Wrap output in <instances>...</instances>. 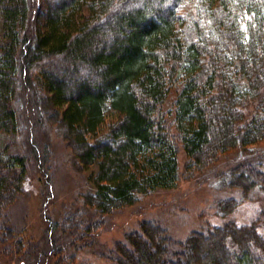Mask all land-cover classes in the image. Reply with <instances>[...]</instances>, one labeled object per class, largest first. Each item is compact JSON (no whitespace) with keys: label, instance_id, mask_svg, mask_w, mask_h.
I'll return each mask as SVG.
<instances>
[{"label":"trees","instance_id":"trees-1","mask_svg":"<svg viewBox=\"0 0 264 264\" xmlns=\"http://www.w3.org/2000/svg\"><path fill=\"white\" fill-rule=\"evenodd\" d=\"M19 95L89 172L94 193L84 207L109 216L177 188L180 151L187 179L229 152L264 144V0H0L6 237L5 211L27 173L17 147ZM250 162L236 163L226 178L244 197L264 192V168ZM237 207L227 199L221 213ZM263 228L264 209L246 225L228 221L168 251L174 245L164 230L142 222L113 263L264 264Z\"/></svg>","mask_w":264,"mask_h":264},{"label":"rangeland","instance_id":"rangeland-1","mask_svg":"<svg viewBox=\"0 0 264 264\" xmlns=\"http://www.w3.org/2000/svg\"><path fill=\"white\" fill-rule=\"evenodd\" d=\"M25 105L24 96L19 95L15 103L17 147L27 156V173L22 194L5 211L6 225H2L11 232L7 231V237L0 233L1 264H115L114 250L139 230L142 222L163 229L174 245L168 251H176L192 233L207 232L228 221L246 225L264 209V192L254 189L244 197L229 187L226 179L229 169L242 160L264 168V144H259L249 154L229 152L187 179L182 178L186 157L180 151L182 177L177 188L156 190L140 197L132 207L101 217L83 204V197L94 193L89 172L79 169L57 130L43 123L38 111L28 113ZM112 115L109 112L107 117ZM227 199L236 200L238 207L223 216L222 202ZM261 230L264 234V228ZM17 244L22 248L20 255Z\"/></svg>","mask_w":264,"mask_h":264}]
</instances>
